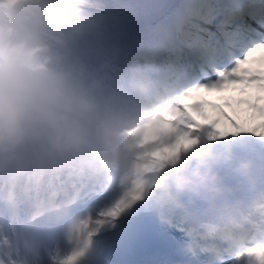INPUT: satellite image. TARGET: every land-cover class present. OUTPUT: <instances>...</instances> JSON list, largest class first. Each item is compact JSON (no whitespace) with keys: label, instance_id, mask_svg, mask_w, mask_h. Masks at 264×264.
<instances>
[{"label":"clouds","instance_id":"obj_1","mask_svg":"<svg viewBox=\"0 0 264 264\" xmlns=\"http://www.w3.org/2000/svg\"><path fill=\"white\" fill-rule=\"evenodd\" d=\"M92 2L99 0H0V190L27 212L63 204L73 192L99 194L64 231L72 241L64 256L80 246V233L96 232L80 264H98L107 226L97 221L135 182L143 190L134 210L157 217L191 220L195 204L221 207L223 170L243 151L242 141L255 137L194 133L176 159L144 166L140 131L176 103L178 90L158 58L125 62L119 41L94 38ZM71 210L63 209V218ZM218 222L239 240L251 235L257 217L240 209ZM247 264H258V255Z\"/></svg>","mask_w":264,"mask_h":264},{"label":"snow or ice","instance_id":"obj_2","mask_svg":"<svg viewBox=\"0 0 264 264\" xmlns=\"http://www.w3.org/2000/svg\"><path fill=\"white\" fill-rule=\"evenodd\" d=\"M89 8L95 13L94 38L119 41L123 45L125 62L145 63L149 58H158L165 67L166 81L178 90L176 103L161 110L140 131L137 146L143 151L138 155L145 162L144 166L163 167L176 159L191 146L194 133H203L212 139L217 130H226L255 135L264 141V0H183L175 13L168 41L163 46L150 48L123 42L132 20L126 15L118 16L127 8L122 0H99L90 3ZM252 64L260 67L253 69L249 67ZM250 88L259 93L255 100L244 98ZM228 89L241 93L235 104L232 100L183 103L202 91ZM206 104L214 110V116L205 110ZM243 104L248 105L251 119L258 123L246 126V122H239L226 110L243 111L238 108ZM223 121L230 122L231 127L227 124L220 127ZM223 175L226 203L221 207L210 211L198 203L192 206L191 220L158 218L184 233L188 250L200 264H247V257L253 253L258 255V264H264V154H258V160L239 154L223 170ZM237 178L246 181L254 193L247 204L236 196L238 185L233 181ZM142 190L143 185L135 182L126 196L104 210L97 221L98 228L116 227L122 217L135 209L137 201L142 199ZM89 195L90 201L99 197V194ZM0 205L6 209L7 222L14 229L16 224L23 222L24 216L18 206L3 198H0ZM240 209L254 214L257 224L248 238L232 240L219 230L218 218L231 216ZM27 221L34 222L28 218ZM95 234L85 237L80 233L77 241L80 246L69 256L50 257L51 264H80ZM5 246L10 249L7 261L3 252ZM11 250L18 252L0 224V264H22Z\"/></svg>","mask_w":264,"mask_h":264},{"label":"water","instance_id":"obj_3","mask_svg":"<svg viewBox=\"0 0 264 264\" xmlns=\"http://www.w3.org/2000/svg\"><path fill=\"white\" fill-rule=\"evenodd\" d=\"M180 0H139V10L144 20L151 19L162 13L165 7H173Z\"/></svg>","mask_w":264,"mask_h":264},{"label":"rangeland","instance_id":"obj_4","mask_svg":"<svg viewBox=\"0 0 264 264\" xmlns=\"http://www.w3.org/2000/svg\"><path fill=\"white\" fill-rule=\"evenodd\" d=\"M238 98H235V101ZM225 100H228L227 98H225L223 101L225 102ZM253 100V99H252ZM239 109H242L243 111L240 112H233L232 115L234 116V118H236L239 122L241 123H245L246 122V126H253L254 124L258 123V121H253L251 119V110L248 108L247 104H243V105H238ZM230 125V122L228 121H223L220 125V127H224L225 125ZM257 139V138H256Z\"/></svg>","mask_w":264,"mask_h":264},{"label":"bare ground","instance_id":"obj_5","mask_svg":"<svg viewBox=\"0 0 264 264\" xmlns=\"http://www.w3.org/2000/svg\"><path fill=\"white\" fill-rule=\"evenodd\" d=\"M132 1V0H131ZM131 7V8H130ZM130 7H128L127 6V8L124 10V12L123 13H119V15L118 16H124V15H126V16H132V17H134V15L133 14H136V9L133 7V5L131 4L130 5ZM132 19V18H131ZM207 102H209V103H211V102H215L214 100H208ZM207 108H208V113H209V115L211 116V112H210V106H208L207 105ZM242 143H243V145H244V149L246 148V146H248L249 144H251L252 145V143H257V141H256V138L255 137H251V138H248V139H246V140H243L242 141ZM259 145H263L262 143L261 144H259ZM239 154H241V153H239ZM238 154V155H239Z\"/></svg>","mask_w":264,"mask_h":264}]
</instances>
